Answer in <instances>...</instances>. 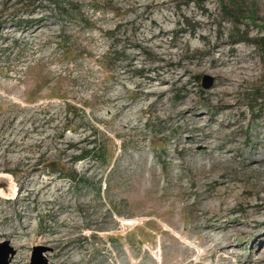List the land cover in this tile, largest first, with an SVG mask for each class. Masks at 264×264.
<instances>
[{
    "label": "rangeland",
    "instance_id": "374dc122",
    "mask_svg": "<svg viewBox=\"0 0 264 264\" xmlns=\"http://www.w3.org/2000/svg\"><path fill=\"white\" fill-rule=\"evenodd\" d=\"M33 256L264 264V0H0V264Z\"/></svg>",
    "mask_w": 264,
    "mask_h": 264
},
{
    "label": "water",
    "instance_id": "95a60500",
    "mask_svg": "<svg viewBox=\"0 0 264 264\" xmlns=\"http://www.w3.org/2000/svg\"><path fill=\"white\" fill-rule=\"evenodd\" d=\"M205 77H206V79H203V81L201 82V86L210 87L212 85V78L209 76H205ZM7 262H8V259H4L3 263H1V264H7ZM31 264H48V261L43 257L41 258L40 261H38L37 257L33 256Z\"/></svg>",
    "mask_w": 264,
    "mask_h": 264
},
{
    "label": "trees",
    "instance_id": "16d2710c",
    "mask_svg": "<svg viewBox=\"0 0 264 264\" xmlns=\"http://www.w3.org/2000/svg\"><path fill=\"white\" fill-rule=\"evenodd\" d=\"M61 9H64L66 12L69 11V10H67V8H63L62 6H61ZM36 21H39V20H36ZM36 21H34V20H27L26 22H30L31 24H34V22H36Z\"/></svg>",
    "mask_w": 264,
    "mask_h": 264
},
{
    "label": "built area",
    "instance_id": "2783aa9c",
    "mask_svg": "<svg viewBox=\"0 0 264 264\" xmlns=\"http://www.w3.org/2000/svg\"><path fill=\"white\" fill-rule=\"evenodd\" d=\"M128 224V223H131V219L129 218L126 222H125V224Z\"/></svg>",
    "mask_w": 264,
    "mask_h": 264
}]
</instances>
